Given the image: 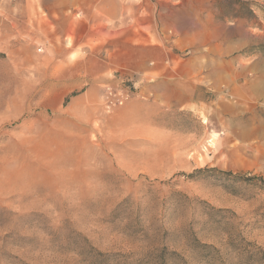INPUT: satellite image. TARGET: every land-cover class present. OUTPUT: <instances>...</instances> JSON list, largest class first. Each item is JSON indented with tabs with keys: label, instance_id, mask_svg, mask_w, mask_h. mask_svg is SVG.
Instances as JSON below:
<instances>
[{
	"label": "rangeland",
	"instance_id": "obj_1",
	"mask_svg": "<svg viewBox=\"0 0 264 264\" xmlns=\"http://www.w3.org/2000/svg\"><path fill=\"white\" fill-rule=\"evenodd\" d=\"M0 264H264V0H0Z\"/></svg>",
	"mask_w": 264,
	"mask_h": 264
},
{
	"label": "crops",
	"instance_id": "obj_2",
	"mask_svg": "<svg viewBox=\"0 0 264 264\" xmlns=\"http://www.w3.org/2000/svg\"><path fill=\"white\" fill-rule=\"evenodd\" d=\"M107 1L110 2V0ZM111 1L114 2V0ZM106 12L107 11L102 13L106 14ZM122 13L123 11H121L120 6L112 5L110 17L119 16V14ZM63 35L65 36V33ZM90 39L92 38L81 41L80 44H77L78 46L73 49H69L67 45L59 53V56H61L64 61L73 53L79 55L73 62L76 71L75 75H80L81 77L85 76V80L81 82L78 94L73 97L72 100L75 102H86L85 109L100 108V99L103 100V98H105V87L114 84L119 78L123 77V72L119 76H115L113 71L114 67L117 65L130 67L129 62L124 64L123 62L118 63L117 61L113 62L112 59H108L107 52L104 53V48L101 47L102 44L106 43L107 39H103V42L98 43L95 50L94 48L86 49L84 46H91L92 41ZM145 39L148 40L149 38L146 37ZM127 40H129V38H127ZM79 60H84L85 64H78ZM140 66L144 78L156 73L160 68V66H154L152 63L146 62V58L140 63ZM116 78H118V80H114ZM92 97H94L95 100H92ZM95 102L98 104L95 105Z\"/></svg>",
	"mask_w": 264,
	"mask_h": 264
},
{
	"label": "built area",
	"instance_id": "obj_3",
	"mask_svg": "<svg viewBox=\"0 0 264 264\" xmlns=\"http://www.w3.org/2000/svg\"><path fill=\"white\" fill-rule=\"evenodd\" d=\"M107 94H108V96H107L108 99L109 98H114V99H112L113 101L112 100L111 101L109 100L108 101L109 103H111V104H113V103H119L121 105V104H123V102L126 99L129 98V89H127V88L124 89L123 88L120 91H116L111 86H109L107 88ZM117 96H118V98H117Z\"/></svg>",
	"mask_w": 264,
	"mask_h": 264
},
{
	"label": "trees",
	"instance_id": "obj_4",
	"mask_svg": "<svg viewBox=\"0 0 264 264\" xmlns=\"http://www.w3.org/2000/svg\"><path fill=\"white\" fill-rule=\"evenodd\" d=\"M247 179H255V178L253 177V178H247ZM256 179H262V178H256Z\"/></svg>",
	"mask_w": 264,
	"mask_h": 264
}]
</instances>
